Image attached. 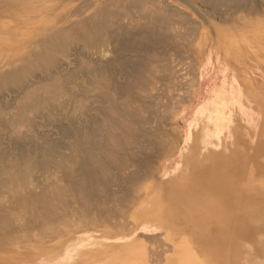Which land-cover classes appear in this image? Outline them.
Listing matches in <instances>:
<instances>
[{
	"label": "bare ground",
	"instance_id": "1",
	"mask_svg": "<svg viewBox=\"0 0 264 264\" xmlns=\"http://www.w3.org/2000/svg\"><path fill=\"white\" fill-rule=\"evenodd\" d=\"M48 1L0 0V33L6 29V24H9L7 21L3 22L2 18H13L14 22L16 21L17 23L23 22L21 19L24 16L32 19L36 18L40 16L41 9L46 7L45 4ZM110 2L102 8L100 5V8H97L96 12L88 19L78 22L75 26L46 33L40 42L35 43L30 53L21 57L19 62L15 61L16 64L19 63L17 64L18 66L16 65L9 71L0 70V98L4 93H13L15 95L13 96L12 104L8 103V101L6 103L5 101H0V127L6 128L7 131L11 132L9 136L11 142L8 145L12 149L21 146L22 150H25L23 148V144H25L23 140L29 138L27 134H30L31 138L35 137L36 133L32 130L34 127L33 119H31L33 115L45 116L48 122H64L67 128H73V124H78L81 121L82 127L79 130L76 127V129H73L75 130L73 134L75 135V140L78 139V134H88V137L86 136L88 139L89 137L92 139L91 135L93 134L103 135V125L102 128L99 126L95 129L91 126L106 122L104 118L100 117L98 119L99 117L97 118L96 116L95 118L97 119L91 118V120L90 117L87 119V116H83L84 109L78 106L79 102L77 104L79 97L84 98L87 96L82 93V88L73 87V84L76 87L77 82L75 76L81 71H67L66 69L67 72L64 71L62 61L68 59L72 51H74L77 61L78 59L79 61L81 60V67L77 65L75 68H79L83 74H88V76L93 74L94 77L96 74L109 72L111 75L118 73L119 75L130 76L132 77L131 81H133L146 67H149L156 52L154 49L160 45L159 42H163L166 40L164 38L168 36L166 29L170 25L171 14L169 16L168 9L162 8L165 6L164 4L159 8L157 0H120L117 3H113L114 1L111 0ZM48 3L50 4V2ZM172 17L175 18V16ZM140 19L145 20L147 24L139 25L136 20L140 21ZM44 29L41 25L39 26V30L43 31ZM262 34L264 35V31ZM112 40L117 43V48H114L120 55H123V52L127 53V56L128 54H133L132 56L134 57L136 55L135 58L141 57L140 59L132 60L129 66H123V68H126L124 74L120 71L122 70V64L125 63L123 61L118 62V57L110 54L109 49L111 48L109 47L111 45L109 42ZM86 53H89L95 61L91 60V62L90 59L88 60ZM225 57L217 63L218 73L216 76L218 83L212 90L215 98L212 100L206 98L190 120L186 138L187 145L183 148L181 154L183 169L180 170L176 167L168 174L167 178L169 180L172 179V182L181 178L179 185L164 190L163 193L157 191L151 194L146 201L136 206L131 214V217L136 222L141 223L140 225L146 231L162 228L173 238L176 236L183 237L175 245L174 254L172 259L169 260V264H203V262L206 264H264V259L259 255V253H261V256L263 254L264 242H262L260 249L256 250L258 247L256 246L257 243L261 242V238L264 239V159L260 165L252 164L249 155H244L243 150H241L244 147V140H240V137L234 143L228 155L220 152L221 145H223V134L226 129L229 130L230 128L228 125L231 122V118H233V113H238L240 116L238 124L241 122L248 126L252 133L264 138V117L263 121H258L255 114L250 112L251 110L248 111L240 105L242 102L248 103L250 101L264 108V96L253 87H250L242 76L235 71H231L228 75L224 69L227 58ZM101 82L98 84H101ZM174 85L178 86L175 83ZM107 86L109 87V85ZM116 86L117 84L114 87L117 88ZM102 87L105 88L106 85ZM70 89L72 91L69 93ZM100 90H98L100 93L98 95L95 94V96L100 101L104 99L107 101V90ZM170 90L172 92V89ZM235 92L238 100L234 108H231L230 100ZM163 97L166 98V96ZM171 97L169 95L168 100ZM62 98L68 99H64L63 105V101L59 102ZM165 98V101L162 100L166 103ZM111 99L112 97L109 96V100ZM66 101L76 103L73 105L77 107L74 106L75 110L71 112L76 114V116H67L65 114L64 117H59L56 115V112L62 110L65 106ZM167 102L171 104L172 100ZM163 106L161 103V107ZM165 110L168 111L169 108ZM165 110L164 112H166ZM133 112L134 110L131 113L132 115L134 114ZM143 112L145 111L143 110ZM164 112L162 113L164 114ZM104 113L109 117L107 121L109 127L111 125H120V119L117 120L114 116L119 118L122 113L117 111L114 105L107 110H103ZM168 113L170 116H174L175 108H171ZM81 123L79 126H81ZM46 125L48 126V123ZM130 125L131 122L129 125L126 123V128L129 127L130 129ZM121 126L123 128V125ZM92 129L94 131L90 132ZM63 134L70 135L71 133L67 131L63 132ZM178 134L177 132V137L171 136L164 142V148L165 145L167 146L165 149H177ZM126 136L121 137L127 138ZM130 136H132V133ZM41 139L43 138L41 137ZM86 142L88 144V140ZM59 144L52 145V150L50 147L43 148V145L38 146V149L41 150L42 155L45 157L42 158L41 162L44 161L47 164L52 162L53 160H51L52 158L49 157V154L56 152ZM84 148L86 153L84 152L83 156L87 158V163H83L80 166L81 170L79 173L82 177L79 185H76L78 193H83L85 187H90L85 182L90 173L88 160L91 153L88 152L86 146ZM7 152L4 151L2 156ZM18 155L23 160V155L19 153ZM263 155L264 153L262 154L264 158ZM74 158L73 155H68L67 159L64 156L57 161V166L67 168L66 176L70 168L67 161L74 160ZM28 160L31 161L30 159ZM23 161L21 164L12 162L13 165H11L10 163H1L0 159V246L4 245L7 247L4 249L5 252L8 251V246L9 250H16L21 244L24 245L27 251L32 249L40 251L46 248L43 246L46 241H52V238L56 239L61 235L65 240L64 245L57 254H48L43 259L63 261L73 258L81 262L80 264H84L104 253L111 252L112 254L108 258L109 264L116 261L123 264L146 263L144 250L136 242H128L126 238L112 235L111 232H104L106 234L104 236L88 233L81 229L74 232L75 230L71 229V225L68 223L70 220L66 219L65 221V218L69 216L64 217V210H62L63 205L66 204H63L64 200H67V187L61 183V180L63 181L62 178L65 176L61 177L59 175V180L56 177L51 178L43 191L35 190L32 185V168H30L32 164L26 160ZM35 168L38 167L35 166ZM184 169L188 170L189 173L186 175L182 174ZM60 170L63 171L62 169ZM182 177L184 178L182 179ZM166 181L168 180L166 179ZM36 186L39 187L38 183ZM63 193H65V197ZM104 194L106 195L107 192ZM81 195L83 194H80V197ZM106 196L101 197L104 199ZM86 200L83 199L85 203L89 204ZM28 210H30L31 216L27 220L35 221L41 225L39 228L43 229L41 234L36 235L37 238H34L35 236L31 237L33 241H31V238L28 240L33 229L30 230L28 227L30 231L28 229L25 231H28L27 234L30 233V236L26 239L21 236L23 233H20L24 229L25 224L28 226L26 219H24L27 215L25 212ZM69 227L71 230L68 229ZM39 228L37 229L38 232ZM16 230L19 233L17 237L19 235V238L22 237L21 239L16 238V234L13 237L9 236L10 233ZM9 259L10 256L6 255L3 256L2 261ZM93 264H98V262Z\"/></svg>",
	"mask_w": 264,
	"mask_h": 264
},
{
	"label": "rangeland",
	"instance_id": "2",
	"mask_svg": "<svg viewBox=\"0 0 264 264\" xmlns=\"http://www.w3.org/2000/svg\"><path fill=\"white\" fill-rule=\"evenodd\" d=\"M55 1L56 0H49L48 2H50V4L48 2L45 4L46 7L41 9L40 16L33 19L24 16L21 19L23 21L21 23L14 22L13 18H2L4 20L3 22L7 21L9 24H6V29L0 33V70L9 71L13 69L19 64H16V62H19L21 57L30 53L35 43L38 41L40 42L46 33L53 32L54 30H64L66 27L68 28L73 25L75 26L78 22L88 19L96 12L95 10L97 8H100V5L102 8L111 0ZM113 1V3H117V1L120 0ZM157 2L159 3H157L159 8L164 4L165 6L162 8H165V10L168 9L169 16L171 14L170 25L166 29V34L168 36L164 38L166 40L161 43L159 42L160 45L154 49L156 52L151 64L149 67H146L147 69L145 68L135 80L131 81L132 77L119 75L118 73L111 75L109 72H106L96 74L94 77L93 74L89 76L88 74H83L82 70L75 68L77 65L81 67V60L79 61L78 59L77 61V57L74 56L75 53H73L74 51H72L68 59L62 61L64 71H81L75 76L77 82L76 87L75 84H73V87L82 88V93L87 96L84 98L79 97L77 104L79 102L80 105L78 104V106L84 109L83 116H87V119H89V117L90 119H97L98 117V119H100V117L104 118L106 122H100V124L91 126L95 129L99 126L102 128L103 125V135L93 134L91 135L93 138L91 139L89 137L88 139L86 138L88 134H78V139L75 140V135H73L75 130L73 129L77 128L79 130V128L82 127L81 121H79L78 124H73V128H67L64 122H48L45 116L33 115L31 118L34 123L32 130L33 132L35 131L36 134L35 137L33 136L32 138L30 134H27L29 138L23 140L25 143L23 144V148L25 150H22L21 146L12 149L8 145L11 142L9 140L11 132L7 131L6 128L0 127L1 163H10L11 165H13V163L21 164L24 162L23 160L27 161L30 159L31 161L28 160L27 162H31L32 164L30 168H32V185L35 190L43 191L45 185L51 178L56 177L59 180V175L61 177L65 176L62 178L64 182L60 179L61 183H63V185L65 184L64 186L67 187V200H64L63 204H66L63 205L64 207L62 210H64V217L69 216L65 218V221L66 219L70 220L68 223L71 225H69L71 229L75 230L74 232L81 229L82 231L98 234L99 236L106 235L104 232H111L112 235L126 238L128 242H136L144 250L146 257L145 264H169V260L172 259L174 254L175 245L183 237L176 236L173 238L162 228L146 231L144 227L140 225L141 223L136 222L131 217V214L136 206L146 201L151 194L157 191L163 193L164 190L179 185L181 178L177 181L173 180L175 182H172V179L169 180L167 177L176 167L180 170L183 169L181 154L183 148L187 145L186 138L193 114L198 110L206 98L210 100L215 98L212 90L218 83L216 76L218 73V61H222L224 56H226V65L224 64V69L227 71V74L229 75L231 71H235L242 76L250 87H253L264 96V35L262 34L264 31V0H157ZM172 16H175V18ZM136 21L141 26L147 24L145 20L142 19ZM40 25L45 28L43 31L39 30ZM109 44L111 45H109V48H111L109 49L110 54L114 57H118V62L123 61L125 63L122 64V70L120 71L122 74H124L126 65L129 66L132 60L141 58H135L136 55L134 57L132 56L133 54H128L127 56V53L123 52V55H120L118 51H115L117 43L112 40ZM89 53L91 54V52ZM89 53H86V55L88 56L87 59L91 61L94 58L91 57L92 54L90 55ZM121 56L122 58H120ZM123 66L125 67L123 68ZM77 76L79 77L77 78ZM100 81H102L101 84H98ZM171 83L173 85L175 83L178 86L174 85L176 86L174 87ZM116 84L117 88L114 87ZM103 85H106V87H102ZM107 85H109V87ZM100 89L107 90V101L105 99L100 101L97 96H95V94L98 95L101 92ZM170 89H172V92ZM98 90H100V92ZM71 91L72 89L69 90V93ZM169 95L170 97L172 96L173 99L171 97L168 100ZM13 96H15L13 93H4L0 101H5V103L8 101V103L12 104L14 100ZM109 96L112 97L111 100H109ZM163 96H166V98ZM164 98L166 99V103L164 102ZM64 99L68 100L66 98L59 100V102L63 101L62 105L64 104ZM171 100V104L175 102V104H173L174 106L168 104L167 101ZM237 100L238 96L235 92L230 100L231 108H234ZM66 102L62 110L56 112V115L59 117H64L65 114L67 116H76V114L71 113L75 110L74 106L77 107L73 105L76 103L70 101ZM176 102H178L177 105ZM161 103L162 106L164 105L163 107H161ZM112 105H114L117 111L122 113V115L119 118L114 116L117 120L120 119V125H111L109 127L107 123L109 117L106 111V113L103 114V110L109 109ZM240 105L248 111L251 110L250 112L255 114L258 121H263L264 108L262 106H257L250 101L248 103L242 102ZM165 107L169 108V110L175 108L174 116H170L168 113L169 110H165ZM133 110L134 117L131 114ZM143 110L145 112H143ZM164 110L166 112H164ZM162 112H164V114ZM96 116L97 118H95ZM136 117L137 119H135ZM232 117L228 125V127H230L229 130L226 129V134H223V145H221L222 148L220 152L224 155H228L234 143L239 139H243L244 147H242L241 150H243L244 155H249L252 164L260 165L261 161L264 159L262 157L264 153L263 136L259 137L258 134L252 133L248 126H245L241 122L238 124L237 122L240 117L238 113H233ZM130 122V129L129 127L126 128V123L129 125ZM47 123L48 126L46 125ZM60 123L62 124L60 125ZM80 123L81 126H79ZM121 125H123V128ZM93 129L90 132L94 131ZM67 131L71 134H63V132ZM177 132L179 133L177 138V149H165L167 146L165 145L164 148V142H166L169 137L171 138V136L177 137ZM123 133H126L125 135H127V138H122L125 137ZM131 133L132 136H130ZM41 137L43 139H41ZM86 140H88V144ZM58 143L60 144L56 152L53 153L50 151L51 153L49 154V157L52 158L51 160L53 161L48 164L44 161L41 162L44 156L41 150L38 149V146L43 145V148L50 147L52 150V145ZM84 146H86L88 152L91 153L90 159L88 158L90 173L85 182L90 185V187H85L86 190L84 188L83 193H78L76 185H79V181L82 177L79 173L81 170L80 166H82L83 163H87V158L83 156L84 152L86 153V151H84ZM4 151L8 152L2 156ZM18 153L22 155L25 153L23 156L21 155L23 160L20 159ZM68 155H73L75 158L74 160H72V158V161L69 160L70 163L67 161L70 168L66 176L67 168L57 166V161L64 156L67 159ZM34 165L38 168H35ZM183 171L182 174L184 175L189 173L188 170L184 169ZM183 178L184 177H182V179ZM166 179L168 181H166ZM37 183L39 187L36 186ZM147 189L151 190L148 191ZM105 192H107V196L104 194ZM80 194L83 195L80 197ZM63 196L65 197V193H63ZM101 196H106V198L103 197L104 199H102ZM83 199H87L86 201L89 202V204L85 203ZM25 213L27 215L24 219H26L28 226L25 224L22 230L24 232H20L23 233L21 236H24L25 239L28 238L30 233L27 234V232L33 229L28 240L34 236V238H37L36 235H39V233L41 234V230L43 231V229H40L39 227H41V225L35 221L32 222L30 219L27 220V218L31 216L30 210ZM76 224H78V226H76ZM70 227L68 229H70ZM38 228L39 232L37 231ZM27 229L28 231L25 232ZM14 234H16V238L20 237L19 235L17 237V234H19L17 230L10 233L9 236L13 237ZM63 238L64 237L60 235V237L56 239L52 238V241H46L43 245L46 248L40 251L33 249L27 251L24 245L21 244L22 246L19 245V248L17 247L16 250H9L8 246V251L5 252L4 249L7 247L1 245L0 251L2 252H0V264H80L81 262L73 258L63 261L43 259L44 256L48 254H57L65 243ZM31 241H33V239ZM262 242H264V239L261 238V242H258L256 245L258 246L256 250L260 249ZM23 252L27 253L23 254ZM262 253V256L261 253H259V255L264 259V251ZM111 254V252L104 253L98 258L92 259V261L98 262V264H109L108 258ZM6 255L10 256V259L2 261L3 256ZM92 261H88L84 264H93L94 262ZM112 264L123 263L116 261ZM203 264L206 263L203 262Z\"/></svg>",
	"mask_w": 264,
	"mask_h": 264
}]
</instances>
